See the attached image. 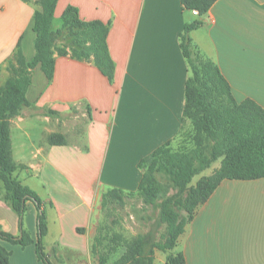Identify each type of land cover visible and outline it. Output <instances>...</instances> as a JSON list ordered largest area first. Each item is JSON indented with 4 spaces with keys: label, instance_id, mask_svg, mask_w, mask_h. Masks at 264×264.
<instances>
[{
    "label": "crops",
    "instance_id": "obj_1",
    "mask_svg": "<svg viewBox=\"0 0 264 264\" xmlns=\"http://www.w3.org/2000/svg\"><path fill=\"white\" fill-rule=\"evenodd\" d=\"M69 5L82 20L108 25L113 78L94 56L55 52L52 80L36 66L29 104L10 120L14 176L43 200L44 242L53 264H95L103 190L135 191L142 179L139 162H150L153 150L174 142L182 129L190 74L181 48L186 24L201 22L189 36L219 66L236 100L250 98L264 107V0H217L204 14L181 0H59L54 30ZM40 9L39 0H0V69L18 45L26 61L34 57ZM5 194L0 180V229L20 235L18 213ZM37 217L28 201L24 227L34 241ZM0 245L11 251L10 264H43L35 243L23 247L0 239ZM178 246L186 264H264V178L223 180L198 207Z\"/></svg>",
    "mask_w": 264,
    "mask_h": 264
},
{
    "label": "trees",
    "instance_id": "obj_2",
    "mask_svg": "<svg viewBox=\"0 0 264 264\" xmlns=\"http://www.w3.org/2000/svg\"><path fill=\"white\" fill-rule=\"evenodd\" d=\"M58 1L39 0L41 9L35 12L34 22L36 54L26 61L18 45L15 51L18 66L13 67V75L0 86V180L6 189V201L18 213L21 230L20 235H14L0 229V239L23 247L35 243L37 257L43 264H53L44 242L48 233L44 203L37 192L14 176L18 165L12 156L10 120L22 106L29 104L26 93L36 66L40 65L47 78L52 80L55 40L66 29L74 30L80 40L82 51L73 49V55L94 56L96 64L110 80L114 72L107 45L108 25L101 21L82 20L79 10L69 5L62 15V26L54 30ZM216 1L181 0L186 9L197 10L200 14L206 13ZM200 24V21L186 24L181 35V48L190 72L185 87L181 131L185 123L191 121L194 146L189 149L185 145L176 150L173 141H167L153 150L150 162L145 159L139 162L142 179L135 191L112 187L102 192V209L113 201L124 202L126 197L133 196H140L157 206V225H165L163 240L156 241L153 231L128 240L114 235L116 241L123 240L126 246L125 253L114 264H154L156 249L168 252L179 245L180 237L198 207L209 199L223 180L264 178V107L250 98L241 102L236 100L232 86L219 66L205 57L189 36V32ZM51 141L61 142L57 136H52ZM210 143V153L206 154L203 148ZM216 161H220V166L212 174L202 175L193 183L195 176ZM157 172H165L175 188L172 194L161 200H158L155 189ZM28 201L33 202L38 210L36 241L24 227ZM10 255L11 251L0 245V264H10ZM106 262V258H100V264ZM166 264H186L184 253L180 250L169 252Z\"/></svg>",
    "mask_w": 264,
    "mask_h": 264
},
{
    "label": "rangeland",
    "instance_id": "obj_3",
    "mask_svg": "<svg viewBox=\"0 0 264 264\" xmlns=\"http://www.w3.org/2000/svg\"><path fill=\"white\" fill-rule=\"evenodd\" d=\"M74 30L66 29L58 34L55 40L54 53H72L73 49L82 51ZM214 62V61H213ZM215 63V62H214ZM18 66L17 56L14 53L13 57L2 66L0 69V86H3L7 80L13 75V67ZM193 126L191 121L185 123L184 129L176 137L173 142L174 149H180L182 146H187L191 149L193 145ZM204 143V142H203ZM207 143V142H205ZM208 144V143H207ZM206 154L210 153L211 143L203 148ZM220 165V161H216L210 167L197 175L193 179L195 183L202 175L211 173L213 167ZM155 189L158 193V200L172 194L175 191L173 183L165 172H157L155 174ZM159 208L149 204L140 196L126 197L124 202H111L107 208L101 209L100 218L97 223L96 233L93 238L92 254L95 264H100V258H106V264H114L126 251V246L123 240L116 241L114 235H121L124 239H132L139 235H144L149 231H153L155 240H163L162 235L165 232V225L158 226ZM48 249L51 250V245L48 243ZM177 246L174 250L179 251ZM156 249L155 259L162 258L165 260L169 252ZM156 264H161L156 262Z\"/></svg>",
    "mask_w": 264,
    "mask_h": 264
}]
</instances>
